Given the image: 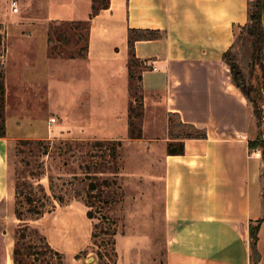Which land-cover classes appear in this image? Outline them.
<instances>
[{"label":"crops","instance_id":"1","mask_svg":"<svg viewBox=\"0 0 264 264\" xmlns=\"http://www.w3.org/2000/svg\"><path fill=\"white\" fill-rule=\"evenodd\" d=\"M107 1L90 17L95 0H46V21L90 18L85 53L55 58L57 104L72 98L63 120L67 135L122 140L123 203L163 217L165 264H250L249 223L257 220L258 264H264V152L249 146L258 133L253 105L223 57L248 20L251 0ZM131 28L159 33L135 40V54L146 64L137 138L128 136ZM169 113L206 135L185 137L183 152L169 153L168 141L175 140ZM10 141L0 136V264H15Z\"/></svg>","mask_w":264,"mask_h":264},{"label":"rangeland","instance_id":"2","mask_svg":"<svg viewBox=\"0 0 264 264\" xmlns=\"http://www.w3.org/2000/svg\"><path fill=\"white\" fill-rule=\"evenodd\" d=\"M12 1L0 0V61L3 63L5 79V135L11 137L8 147L9 170L14 191L11 209L18 219L12 226L15 238L18 237L21 242L30 244L33 247L32 251L40 250L43 241L32 229H20L23 220L17 217L16 212H22L23 217H29L32 212L29 211V207L40 208L41 202L45 201L47 208L51 204H54V207L28 222L62 253L61 264H113L107 256L99 257L97 254L98 250L105 253L111 250V244L107 242L109 235L104 233L110 226H115L118 230L116 264H165L168 236L164 230L162 216L152 217L146 214V210H131L133 203L131 201L123 203L121 199L110 211V216L115 219L113 224L101 217L105 211L99 213V208L96 207L99 203L92 208L95 219L91 220L86 215L83 201L92 199L83 188L88 180L73 179L74 175L70 172L71 166L75 167L78 163L67 164L70 161L68 154L55 159V149L49 154L45 152L34 154L29 152L30 147L27 145L19 147L20 139H36L55 146V141L59 140L80 139L81 142L106 143L105 140L108 138L68 136L63 120L67 117V110L72 109L70 104L72 98L66 97L64 106H59L58 98H55V79H58L55 58L67 59L71 57L69 54L72 51L74 54L72 57H80L85 53L83 41L86 36L85 25H79L77 31L72 32L69 31L70 26L73 27L70 23L46 21V0H14L18 5L16 12L11 9ZM95 1L99 5L106 0ZM255 1L251 0V5ZM63 30L66 32H59ZM57 33H61L62 37ZM68 35L71 38L81 35V39L73 47V42L66 39ZM63 36L65 41L59 44ZM54 38L55 45H60L62 53H58V49H55V54L50 53V45ZM250 41L246 28L237 29L232 51L245 78L261 87V68L258 64L254 67L251 64ZM59 76L61 79L65 75ZM60 90L64 92L61 88L56 91ZM260 93V101L264 108V88ZM257 130L258 133L252 140L259 138V127ZM261 135L262 140L264 125ZM255 149L264 152V146L261 144ZM122 160L120 155L119 165L124 164ZM77 172L79 176L83 175L81 171ZM17 182H21L20 185H17ZM118 182L123 186L121 177L118 178ZM139 184V188H144L146 194V182L142 181ZM55 193L64 198V204L58 203ZM28 197L34 198L31 204L27 202ZM145 200L146 197L142 195L141 206L146 204ZM94 222L97 223V227L94 228L96 238H92ZM93 240L96 243H93ZM262 246L264 247V234ZM22 257H25V254ZM33 257L34 255L30 256L31 260ZM37 258L38 264H60L57 256L50 252Z\"/></svg>","mask_w":264,"mask_h":264},{"label":"trees","instance_id":"3","mask_svg":"<svg viewBox=\"0 0 264 264\" xmlns=\"http://www.w3.org/2000/svg\"><path fill=\"white\" fill-rule=\"evenodd\" d=\"M108 1H104L101 4L93 2L91 15H94L99 11L101 7H106ZM264 0H256L253 5L248 6V20L243 26L246 28L248 35L251 38L250 45V58L251 64L253 67L257 64L261 68V80L262 86L259 87V84H254L251 81L249 82L242 71V68L239 62L236 59L234 52V44L231 45L223 54L225 61L227 62L232 80L234 84L245 94V96L251 101L253 105V113L259 127V138L254 140H249V146L255 148L257 145L264 146V139H260L262 136V126L264 125V108L261 104V91L264 88ZM54 21V20H52ZM73 25L69 31H77L78 26L84 24L85 28L88 30L90 24V18L84 21H77L70 23ZM66 32V30L59 31ZM58 36L62 37L61 33H57ZM70 35L67 36V41L73 42V47L76 46L81 39V35L75 37ZM159 33L148 30V29H133L129 30L128 34V69H129V95L130 101L128 105V136L131 138H137L142 136V127H143V114H144V103H143V85H142V73L146 69L145 62L136 56L135 54V40L136 39H147L158 37ZM83 40V38H82ZM65 37L59 44L64 43ZM84 47L87 46V31L84 38ZM55 49H58V53H62L60 45H55V38L50 45V53L55 54ZM72 51V50H71ZM71 57L74 56L73 51L69 54ZM260 83V80L258 81ZM4 103H5V79L3 71V63L0 61V136L5 135V117H4ZM176 118L175 120L173 118ZM168 132L171 137L175 140L168 141V152L169 153H182L184 150V145L182 140L185 137H204L206 134L203 130L197 128L192 123H185L181 120L178 114L169 113L168 118ZM80 139L73 140H59L55 141L54 145H47L44 141L36 139H20L19 147H24L27 145L30 147L29 152L34 154H39L40 152H45L49 154L52 152V149H55V159L62 158L65 154H68L70 161L69 163L77 162L78 165L75 167L71 166V174H73V179H79L81 181L87 179L88 183L84 185V190L89 193L92 199L83 200L84 204L87 207V216L92 220L95 219L92 208L96 205L99 208V213L105 211L104 215L101 217L105 220L114 223L115 219L113 216H110L111 209L114 204L122 199L123 191L122 186L118 182L120 172L119 157L121 155V139H106V143L98 142H87ZM99 149V150H97ZM99 159V160H98ZM67 164L64 165L66 168ZM70 165V164H69ZM77 171L83 173L82 176L78 175ZM21 182H17V185H20ZM122 192H121V191ZM41 199V198H40ZM55 199L60 204H64V198L55 193ZM34 201V198L28 197L27 202L30 204ZM42 208L38 207H29L31 215L29 217H23L22 212H16L17 217L23 220V224H20V229L25 230L27 228L32 229L38 235L41 241H43V246L40 250H33V247L28 244L20 241V238H15V245L13 250V261L15 264H38L37 257L40 255L43 256L45 253L50 252L52 255L57 256L58 262L62 263V253L54 249L49 242L46 240L45 236L41 234L38 229L32 226L28 220L38 218L42 213L54 207V204H51L47 208L45 201L41 202ZM18 227V228H19ZM97 227V223L93 224L92 238H96L97 234L94 228ZM260 227V220L251 221L249 223V245H250V264H258L260 261V252L258 250L257 241L258 233ZM104 233L108 234L107 242L111 244L110 252H103L98 250L97 254L99 257L107 256L110 262L113 264L117 260V250H116V235L118 230L116 227L110 226ZM96 241L93 240V243ZM24 249V250H22ZM32 249V250H31ZM25 254V257L22 255ZM34 257L30 258V256Z\"/></svg>","mask_w":264,"mask_h":264},{"label":"built area","instance_id":"4","mask_svg":"<svg viewBox=\"0 0 264 264\" xmlns=\"http://www.w3.org/2000/svg\"><path fill=\"white\" fill-rule=\"evenodd\" d=\"M12 10L13 11H18V5H17V2L16 1H12ZM155 68V67H154ZM257 152V154L259 153V151H256Z\"/></svg>","mask_w":264,"mask_h":264}]
</instances>
